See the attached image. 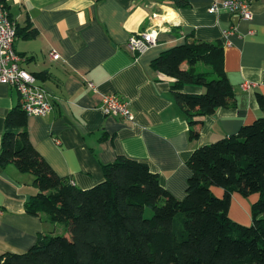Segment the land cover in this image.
<instances>
[{
  "label": "crops",
  "instance_id": "obj_1",
  "mask_svg": "<svg viewBox=\"0 0 264 264\" xmlns=\"http://www.w3.org/2000/svg\"><path fill=\"white\" fill-rule=\"evenodd\" d=\"M213 0H8L18 26L14 48L26 58L53 101L45 116H27L26 130L38 153L60 176L87 189L103 180L102 165L124 155L145 163L174 197L185 196L187 161L198 146L237 133L264 116L256 94L264 97V0L251 4L252 18L208 11ZM158 28L157 43L143 53L127 47L128 38ZM35 35L24 38L30 30ZM219 42L234 104L204 115L190 138V123L174 104L168 80H158L151 61L185 41ZM58 53L52 59L49 51ZM182 68L186 69L187 64ZM88 82L93 84L92 87ZM244 82L250 87L242 88ZM184 92H199L188 85ZM116 93L129 102L133 120L106 115L102 96ZM20 106L17 90L0 82V152L6 114ZM29 173L12 163L0 166V253H21L39 233L56 225L28 214L25 203L37 191ZM221 197V187H211ZM257 194L232 193L229 217L252 221Z\"/></svg>",
  "mask_w": 264,
  "mask_h": 264
},
{
  "label": "trees",
  "instance_id": "obj_2",
  "mask_svg": "<svg viewBox=\"0 0 264 264\" xmlns=\"http://www.w3.org/2000/svg\"><path fill=\"white\" fill-rule=\"evenodd\" d=\"M0 5L9 11L8 0ZM34 35L31 29L23 37ZM223 63L222 44L205 40L174 45L151 61L157 79L170 82L192 140L204 115L234 104ZM188 85L201 91H182ZM256 98L264 109V97ZM26 123L20 106L6 114L0 166L12 163L29 173L37 191L25 211L61 223L67 233H39L26 251L0 253V264H264V116L193 150L182 199L145 163L124 155L102 165V181L81 189L38 153ZM211 187H221L223 195H214ZM234 192L258 195L249 225L228 215ZM145 207L152 209L151 217L144 216Z\"/></svg>",
  "mask_w": 264,
  "mask_h": 264
},
{
  "label": "built area",
  "instance_id": "obj_3",
  "mask_svg": "<svg viewBox=\"0 0 264 264\" xmlns=\"http://www.w3.org/2000/svg\"><path fill=\"white\" fill-rule=\"evenodd\" d=\"M256 0H213L208 11L216 13L220 10L236 13L241 19L250 20L251 4ZM158 28L152 27L132 34L127 40V47L135 54L148 50L157 43ZM17 38V23L10 17L9 11L0 5V82L17 90L20 97V107L26 116H45L53 109V101L46 89L38 82L37 77L23 67L26 58L18 54L14 48ZM52 59L59 55L54 50L49 51ZM90 87L93 86L88 82ZM242 88H249L244 82ZM101 110L106 115L120 116L133 120L134 114L129 102L116 93H106L102 96Z\"/></svg>",
  "mask_w": 264,
  "mask_h": 264
},
{
  "label": "rangeland",
  "instance_id": "obj_4",
  "mask_svg": "<svg viewBox=\"0 0 264 264\" xmlns=\"http://www.w3.org/2000/svg\"><path fill=\"white\" fill-rule=\"evenodd\" d=\"M152 213H153V211L151 208H149V207L144 208V216L146 218L151 217ZM55 225L57 226L55 233H58V234L67 233L66 230L64 229V226L61 225V223H56Z\"/></svg>",
  "mask_w": 264,
  "mask_h": 264
}]
</instances>
